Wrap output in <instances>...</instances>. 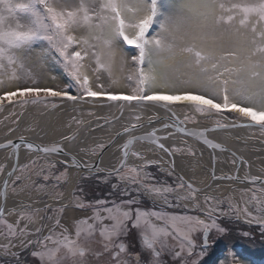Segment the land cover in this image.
<instances>
[{"label":"snow or ice","instance_id":"1","mask_svg":"<svg viewBox=\"0 0 264 264\" xmlns=\"http://www.w3.org/2000/svg\"><path fill=\"white\" fill-rule=\"evenodd\" d=\"M117 55L121 63L128 57L133 63L134 71L126 77L131 89L127 93L119 91L120 81L112 78ZM43 66L55 71L53 79L61 83L42 86L32 69ZM84 102L115 107L121 117L126 107L151 106L170 113L171 122L132 135L143 127L138 123L141 116L136 115V122L116 133L129 138L122 145L118 166L108 176L115 177L112 189L128 198L87 203L77 198V207L90 209L91 215L75 220L72 231L56 218L45 235L44 224L29 228L35 222L29 208L19 213L15 208L8 210V215L17 216L12 223L0 207V236L6 241L0 249L15 257L16 264L19 257L10 252L13 248H31L34 264H89L90 255H107L111 264H168V257L172 264H205L202 258L208 252L210 234L227 231L222 218L256 225L264 236V177L245 174L251 187L241 190L239 203L229 200L225 207L223 200L202 193L183 176H176L174 183L156 179L147 169L160 161L146 160L134 148L146 143L154 146L150 150L169 157L182 152L195 155L191 147L166 146L163 141L173 135L169 129L221 152L226 149L209 133L246 128L264 135V0H0V112L16 116V108L22 115L29 107ZM174 105L184 106L183 119ZM195 116L213 126L185 127L188 122L199 123ZM21 147L36 154L22 167L18 163ZM105 147L98 145L101 151ZM0 149H11L17 160L3 181L5 200L9 185L15 193L26 172L34 171L45 182L67 176V167L56 175L52 170L57 164L49 159L68 156L59 143L37 145L21 137L19 143H0ZM92 154L97 150L92 149ZM130 157L142 163L130 164ZM71 164L100 171L98 165L82 164L75 157ZM6 167L0 164V174H5ZM167 175H174V164ZM218 178L238 180L239 176ZM145 198L152 201V208L140 206ZM180 208L183 211L166 210ZM129 222L139 237L140 250L134 254L121 242L130 232ZM97 235L104 241L102 251L91 247Z\"/></svg>","mask_w":264,"mask_h":264},{"label":"bare ground","instance_id":"2","mask_svg":"<svg viewBox=\"0 0 264 264\" xmlns=\"http://www.w3.org/2000/svg\"><path fill=\"white\" fill-rule=\"evenodd\" d=\"M120 64L122 63L119 55H117L113 62L114 70L116 68L118 69ZM115 73L117 74V72ZM48 85L46 81L42 84V86ZM124 87L125 85L120 83L118 90L121 91ZM9 108L11 109V107ZM174 108L176 115L183 119L185 117L184 106L174 105ZM113 110H117V108L92 106V104L87 102L79 103L75 106H72L71 103L59 105L56 108L49 106L47 109L43 108L41 112L30 107L25 109L22 115L18 114L9 125L6 123H9L8 120H10L11 117L8 115V111H4V119L0 120V143H7L8 141L19 143L21 137H23L25 141L37 145L61 144L62 142L64 143L65 152L68 153V156L59 155L49 158L53 162H55L56 159L68 161L67 165L61 164L62 168L67 167L68 173L67 183L62 185L65 186L62 196L57 198L58 196L55 195L54 188L49 186H38L36 187V192L33 191L30 193V189L33 187L29 185V182L36 181V179L42 180V177L34 175L35 172L33 171L31 173H24L22 174V180L19 182L20 186L17 187L15 193L12 191V185L10 184L7 190V200L4 198L2 199V197H4L3 194L0 195V207L5 208V217L13 220L16 216L8 215V210L15 208L18 213L20 210L24 211L25 207H27L36 211L38 218H40L42 215H46L45 207H61V205L70 203V193L78 180V175L82 171H87H85L86 169L84 168H81V170L68 168L72 166L71 160L68 159L69 157L74 156L82 164L87 162L88 165L91 166L92 163L96 161L97 154L99 152L102 153L98 145L103 143L109 148L103 152L104 154L100 159L99 169L107 171L112 170L114 167L118 166L122 156V145L129 138L128 135L118 137L116 136L117 132H123V128L130 123L136 122L134 117L140 115L141 120L138 123L143 127L139 128L132 135H142L152 129L162 128L164 124L163 118L167 116L158 109L149 106L143 108L126 107L123 109L122 117L120 114L115 116V113H111ZM89 113H94V115H89ZM5 117H8V119H5ZM104 117H107V121L103 119ZM97 118L101 119V122L104 123L102 126L89 132L79 134L78 138L72 140L73 142L75 141V143L66 146L64 137L77 132L86 121H92ZM194 118L198 120L199 123L188 122L186 126L204 128L213 126L211 122L203 117L195 116ZM78 119L83 121V123H77ZM13 121L17 122L13 123ZM73 121H75V124ZM167 131H171L173 135L163 141L166 146L174 145L180 148L191 147L195 155L182 152L169 157L158 149L155 151L150 150L154 146L146 143L135 144V150L140 151L146 157V160L160 161L158 165L162 167L172 169L174 164L175 171L180 173L187 182L193 183L197 188L200 187L202 193L212 195L221 200L227 197L226 195H229V197L233 199L232 201L234 204H236L240 201L241 190L251 187V185L244 180L245 174L264 177V135H261L258 130L232 128L209 133L210 139L222 144L226 149V151L223 152L219 150L213 151L195 139L183 137L181 134H177L171 129ZM158 134L166 135L167 132H160ZM92 149L97 150L96 155L92 154ZM32 159H36V154L28 152L27 149L21 147L18 159L19 165L22 167L28 164ZM233 159L237 160V164L234 165L232 163ZM240 160H243L245 163L240 164ZM15 163H17V160L11 149H0V164L7 166L5 174H0V191H4L2 186L6 178V172L10 170ZM129 163L140 164L142 162L130 157ZM213 173H215V177ZM229 175L239 176V179H235L236 181L233 182V180L218 178ZM25 182H28V185ZM55 182L56 180L50 182V184ZM29 193L31 195H28ZM45 196L49 197L47 201L42 200ZM70 213L74 212L71 211ZM72 216H75V213L72 214ZM66 218H68V216ZM72 219L73 218H68L66 222ZM249 227L255 228L257 226L249 225ZM216 255L219 256L220 253ZM216 255L213 257L214 259ZM1 262L2 264H16L15 260L8 259H2ZM209 264H211V262H209ZM243 264H248V260H243Z\"/></svg>","mask_w":264,"mask_h":264},{"label":"rangeland","instance_id":"3","mask_svg":"<svg viewBox=\"0 0 264 264\" xmlns=\"http://www.w3.org/2000/svg\"><path fill=\"white\" fill-rule=\"evenodd\" d=\"M225 2H227V0H225ZM227 39L228 38L226 37L225 38V43L227 42ZM32 71L36 75V77H37V79H38V81H39V83L41 85L45 81L49 84L48 87H55L58 83H61V81L59 79H56V80L53 79V76L56 75V73H55V71L50 70L47 66L34 67L32 69ZM133 71H134L133 63H132L130 57L127 58L126 62L120 64L118 69L116 68L114 70L113 64H112V68H111L112 78L119 80L120 83L125 85V87L123 89H121L122 92L127 93V92L131 91V89L129 87H127L126 77L128 75L132 74ZM115 72H117V74ZM103 75H104V78L107 79V73H104ZM8 107H11V106L9 105ZM31 108L32 109H37V110H39L41 112L44 107L43 106H36V107H31ZM15 111H16V113L18 115L19 112H21L22 110L19 109V108H16ZM8 115L11 117V119L8 120L9 123H6L7 125L11 124L12 120L17 116V115L16 116H12L10 114V112H9ZM3 116H4L3 112H0V120L4 119ZM78 121H80V120L78 119ZM73 123L75 124V121H73ZM56 164H57V167L55 169H53L52 171L55 172L56 175H59L61 172H63L65 170V168H62L60 163H56ZM160 168H163L164 171H159ZM169 170H171V169L162 167L160 165H153L151 168L147 169V171L151 172L156 177V179H158L160 181H167L168 183H174L175 182V177L177 175L174 173L173 176H168L167 172ZM26 173H28V172H26ZM29 173H31V172H29ZM34 175H36V173H34ZM102 177H100L101 181L99 179H96L93 182V183H96V185H98V186H96V185L95 186L96 187H101L102 186L104 188V186L106 185L111 190H113L111 185H112V183L116 182L115 181V177L114 176H106V175H102ZM89 178L90 177L82 176L80 179L77 180V183H76L75 187L73 188L74 198L72 200H70V203H68L66 205H63L61 207H54L53 208V206L52 207L49 206L50 208H48V209L45 207V209H46V210L44 209L46 211V215L45 216L42 215V217L38 218L37 212L34 211L32 208H29L33 213H35V222L34 223H30L29 224V228L30 229H35L36 227L40 226L41 224H44V225H46V227L44 228V234L46 235L47 231H48V228H50L54 224V221H55L56 218H59L60 221H61V224L69 227V230L72 231V227L71 226H72V224L74 223L75 220L84 218L86 215H91V210L90 209H80V208L77 207V198H79L80 201L85 202V203L96 201V199L87 200L86 197H85L86 195H85L84 192H86L87 189L85 187H83L84 184H85L84 181H86ZM42 180H43V178H42ZM42 180L41 179H36V181L29 182V185H31V187H33V188L30 189L31 190L30 193L33 192V191L36 192V190H37L36 187H38L40 185H44V186H49L51 188H54L55 195L58 196L57 198H60L62 196V192H63L64 187H65V186H62V185L65 183L66 177L62 178L60 181H56L55 183H51V184H50V182L56 180L55 178H53L52 180H50L48 182H45L43 180L44 183H43ZM25 183L28 185V182H25ZM121 187H124V185H121ZM79 190H80V193L77 194ZM116 192L118 193L119 199L121 197L123 199H127L128 198L127 196H121L119 194L118 190H116ZM30 193L28 195H31ZM133 195H135V193H133ZM226 196L227 197H225L223 199V201L225 202V204H224L225 207H226V205H227L229 200H231V202L234 203L232 201L233 199H231L229 197V195H226ZM48 198H49L48 196H45V197L42 198V200L43 201H47ZM117 202H119V201H117ZM144 202H147L149 206H147ZM160 203H162V202H160ZM140 206L143 207V208H149L150 209V208H152V201L148 200L146 198L142 199L141 203H140ZM59 208H63L64 209L63 213H60V212L56 211V209H59ZM166 210L179 212V211H183V208H180V209H166ZM71 211L75 213V216H72V214H74V213H70ZM47 216H52L53 219L52 220L44 219ZM67 216H68V218H73V219L71 221H69V222H66V221H68L67 220L68 218H66ZM5 218L9 222L14 223L15 220L17 219V216L13 220L9 219L8 217H5ZM24 223L25 222L21 223V227H23ZM220 223L224 227H226V229H227L225 234H227L229 231H232L231 229H233V231L235 233L242 234L243 231H240V227H242V226H239L238 225L239 223L242 224L243 226L249 228L248 230L251 231L252 233H259L260 232L258 227L250 228L249 225L247 223H245L243 220L236 221L235 219H233L232 221H228V220L222 218ZM237 226H239V227H237ZM129 227L131 228V222H129ZM225 234H223V235H225ZM223 235H218L215 232L210 234V240H209V245L210 246H209L208 251L212 250V246H216L217 254L220 253L219 256L216 255L214 262H213L214 258L210 259L211 264H235V262H239V264H243V260H245V259L248 260V264H257L255 262H253V260L250 257H247L244 253H242L241 247H239V246L238 247H233V248H225V249L224 248H219L218 247L219 246V243H218L219 242V237H221ZM124 237H127V239L135 238L136 239V244H137L136 247L140 248L139 237H138V233H137L136 229L131 228L129 234L127 236H124ZM124 237H121V242H122V239ZM4 243H6V241L4 240V238L2 236H0V245H2ZM103 243H104V241H102V239L97 235L95 240L91 244V247L94 250H96V251H102L103 250L102 249ZM216 243H217V245H216ZM11 251L17 252L18 256L22 255V254L24 255L25 260H22L21 262L19 261V264H30L29 262L25 263L24 261H31V264L34 263V258L31 256V248H28V249L13 248V249H10V252ZM197 251H199V249H197ZM132 253H133V251H132ZM131 256L129 258L133 259V258H131ZM2 259L16 260V258L13 257L11 254H7L6 255L3 252V250L0 249V264H2V262H1ZM88 259H89V264H111V260H110V258L107 255L101 256L99 258L90 255L88 257ZM168 264H172L170 257H168Z\"/></svg>","mask_w":264,"mask_h":264},{"label":"trees","instance_id":"4","mask_svg":"<svg viewBox=\"0 0 264 264\" xmlns=\"http://www.w3.org/2000/svg\"><path fill=\"white\" fill-rule=\"evenodd\" d=\"M93 179H87L84 181V186L87 190L85 193V197L87 200L92 199H105L108 201H120L123 198L119 199L118 193L116 191L111 190L108 186H104V188L96 187V183H93ZM96 185V186H95ZM80 193V190L77 194ZM147 206L148 203L144 202ZM237 225V224H236ZM240 227V231H249L247 227L243 226L242 224H238ZM237 226V227H239ZM229 231L227 234L219 237V248H233V247H241L242 253H244L247 257H250L253 262L257 264H264V236L261 233H251L250 236L245 237L242 234L235 233L233 229ZM217 245V243H216ZM219 250V249H218ZM217 254L216 246H212V250L208 251L207 254L204 256L203 261L205 264H209L210 259L213 258Z\"/></svg>","mask_w":264,"mask_h":264},{"label":"water","instance_id":"5","mask_svg":"<svg viewBox=\"0 0 264 264\" xmlns=\"http://www.w3.org/2000/svg\"><path fill=\"white\" fill-rule=\"evenodd\" d=\"M93 106V105H92ZM149 107H151V106H149ZM156 109H158L160 112H163L164 114H166L167 116L165 117V118H163V123H170L171 121H170V113H168V112H166L164 109H159V108H156ZM154 113H155V111H154ZM120 114V110L119 109H117L116 111H115V116H117V115H119ZM115 116H114V118H115ZM102 120L101 119H94V120H92V121H86L84 124H83V126L81 127V128H79L78 130H77V132H75V133H73V134H70V136H72V137H74V139L75 138H78L79 137V134H83L84 132H89V131H91V130H93V129H96V128H99L100 126H102L104 123L103 122H101ZM185 127H187L188 129H190V130H201V129H203L204 127H192V126H186V125H184ZM210 127H212V126H210ZM173 132H175L174 131V129H171ZM178 134V133H177ZM73 140V139H72ZM72 140H65V144H66V146L67 145H71L72 143H75V141L73 142ZM61 144H62V146L64 147V143H62L61 142ZM107 148H109L108 146L106 147V149L104 148L103 150H102V153H98L97 154V156H96V161L94 162V163H92V165H98V167H99V164H100V159L102 158V155L104 154L103 152H105L106 150H107ZM74 157V156H73ZM71 158L72 157H69L68 159L69 160H71ZM55 162L56 163H60V164H64L63 163V161L61 160V159H56L55 160ZM69 166V165H68ZM68 168H75V169H80L81 170V168H77V167H73V166H69ZM85 171H87V172H81L79 175H78V178H79V176H81L82 174H92V175H97V174H108L109 172H111L112 170H100L99 172H97V171H88V170H85ZM174 173L177 175V176H182L180 173H178V172H176L175 171V169H174ZM68 174V173H67ZM185 179V178H184ZM185 181H187L186 179H185ZM236 180L235 179H233V182H235ZM199 189H201L200 187H199ZM202 190V189H201ZM1 194H3V191H0V195ZM4 197H2V199H3ZM72 198V197H71ZM215 261V259L213 260V262Z\"/></svg>","mask_w":264,"mask_h":264},{"label":"flooded vegetation","instance_id":"6","mask_svg":"<svg viewBox=\"0 0 264 264\" xmlns=\"http://www.w3.org/2000/svg\"><path fill=\"white\" fill-rule=\"evenodd\" d=\"M129 228H130V227H129ZM130 229H131V228H130ZM122 242L126 244L127 249H128V253H129V254H131L132 251H133L132 254H134V253H136V252H138V251L140 250L139 247H136L137 244H136V239H135V238H133V239H127V237H124V238L122 239ZM130 256H131V255H130ZM131 258L134 259V256H131Z\"/></svg>","mask_w":264,"mask_h":264}]
</instances>
